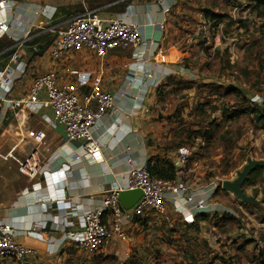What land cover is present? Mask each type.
Listing matches in <instances>:
<instances>
[{"label": "crops", "instance_id": "0c3cea01", "mask_svg": "<svg viewBox=\"0 0 264 264\" xmlns=\"http://www.w3.org/2000/svg\"><path fill=\"white\" fill-rule=\"evenodd\" d=\"M176 1L113 0L99 4L102 7L97 9H102L103 16L121 18L138 26L142 38L138 50L141 54L139 69L136 68L134 57L138 52L133 50L117 52L103 64L85 53L72 55L59 63L51 61L44 53L51 43L49 38L46 39V34L58 26L62 28L66 25L63 28L66 29L75 16L87 10L67 15L61 9L60 12L65 13L63 15L55 9L56 14L50 20L54 8L46 5L47 8L43 7L46 13L38 17L34 30L36 37L31 41L24 39L22 30L0 40V73L14 80L10 100L30 102L32 83L36 76L57 72L60 76L72 79L68 70L78 72L88 69L114 95L115 106L120 109L123 119V132H117L115 137L103 134L100 137L104 143L103 150L91 159L83 154L80 143L66 144L60 125L49 127L54 115L45 94L24 109H8L4 114L0 112V222L14 226L18 234L17 241L37 252L34 259H27L20 264H104L103 258H110L107 262L112 258H121L125 262L117 260L123 264L133 252L139 253V260L147 259L144 247L152 244V235L157 234L151 229H159V224H155L158 220L152 219L154 216L148 215L150 213L129 225L125 242L110 241L92 255H83L70 241L65 240V235L79 234L84 230V216L101 206L105 194L127 190L126 177L133 167L147 166L150 160L170 162L176 168L172 184L178 186L184 183L179 177L181 169L177 160L180 148L176 149L172 128L168 129L175 122L170 121L169 110L163 104L167 97L160 93L168 80L183 78L191 82L195 79L190 69L182 67L183 55L173 50V47H165L168 24L171 12L177 6ZM36 6L39 4L15 0L8 17L24 26L27 20L32 19ZM167 8L170 9L169 13L164 12ZM36 38L38 42L33 43ZM33 44L41 45V54L31 50ZM148 72L153 75L151 80L145 79ZM129 86L136 95L141 94L139 102L121 97L123 89ZM140 89L142 91L139 93ZM113 122H109L108 126H113ZM39 131L46 133V146L40 150L39 160L51 172L31 179L18 172L12 159L2 157L13 154L18 159H26L33 151L34 136ZM63 146L66 148L62 149ZM76 155L82 158L75 161ZM193 189L196 190L188 186L186 195L195 198L193 204L187 202L186 197L177 190L165 193L169 214L179 216L188 223H194L198 216H202L198 222L200 226L207 225L215 211L224 214L221 216L223 219L228 215L232 219L234 213L216 204L212 190L196 192ZM199 203L206 205L205 212L197 211L196 205ZM33 227L40 228L38 235L23 234ZM169 260L167 264L172 263ZM177 263L175 261L174 264ZM3 264L19 263L5 261Z\"/></svg>", "mask_w": 264, "mask_h": 264}, {"label": "rangeland", "instance_id": "374dc122", "mask_svg": "<svg viewBox=\"0 0 264 264\" xmlns=\"http://www.w3.org/2000/svg\"><path fill=\"white\" fill-rule=\"evenodd\" d=\"M21 1L49 5L59 13L64 9L69 15L113 0ZM176 4L165 47L181 53L182 67L195 76L191 82L168 80L160 91L175 122L168 129L176 149L188 150L179 177L199 192L212 190L216 204L234 216L223 219L215 211L207 225L191 229L179 216L150 212L159 229H151L157 234L144 247L147 259L139 260L133 252L123 264H167L169 259L171 264H264V170L252 173L243 187L258 205L245 204L222 189L223 182L238 178L248 160L264 161V6L244 0ZM65 26L49 31L48 40ZM108 259H102L104 264L125 262Z\"/></svg>", "mask_w": 264, "mask_h": 264}, {"label": "built area", "instance_id": "2783aa9c", "mask_svg": "<svg viewBox=\"0 0 264 264\" xmlns=\"http://www.w3.org/2000/svg\"><path fill=\"white\" fill-rule=\"evenodd\" d=\"M14 4L15 0H0V40L14 34L17 30H22L24 39L31 41L33 37H36L34 30L37 27V19L45 15L47 7L36 6L32 19L27 20L22 26L15 19L8 17ZM164 12L169 13L170 9L167 8ZM55 14L54 9L49 19H53ZM141 45L142 38L137 25L121 18L105 17L102 15V9H95L75 16L66 29L58 31L44 53L56 63L71 58L72 55L85 53L103 64L109 56L117 52L126 50L138 52ZM31 50L35 54L42 52L39 44H33ZM140 55L139 52L134 55L137 69L141 62ZM16 61L15 58L14 62ZM68 72L71 73L72 79L60 76L57 72L36 76L28 103L9 99L14 80L5 78L4 73H0V112L4 114L8 109H24L26 105L37 102L39 97L45 94L47 104L54 115L53 120L49 121V127L56 128L60 125L64 130L66 144L80 143L83 154L94 159L103 150L104 143L100 138L103 134L107 133L115 137L117 132H123L122 113L115 106L114 95L104 87L102 80L93 71L82 69L78 72L69 70ZM152 77V73L149 72L145 75L146 80H151ZM141 91L142 89L138 92ZM140 95H136L130 86L123 89L121 93V97L132 99L134 102L141 100ZM112 121H114L113 126H108ZM45 146L46 133L39 131L34 136L33 151L26 159H18L13 154L5 156L4 159H12L20 174L35 179L51 172L49 168L41 165L39 160L40 150ZM65 148L66 146H63L62 149ZM187 154V149L179 150L178 165L180 167L184 166ZM81 158V155L74 157L75 161ZM126 182L127 190H141L143 197L132 209L125 210L119 201L121 190L105 194L101 200V206L84 216V230L79 234L65 235V240L70 241L79 252L92 255L110 241L125 242L128 239L127 229L135 219L150 212L161 217L168 216V201L165 197L167 191L177 190L185 197L188 192L186 183L174 186L172 182L162 181L152 176L147 166L131 168ZM186 201L193 204L195 198L188 196ZM196 208L201 213L207 210V207L201 203L197 204ZM39 230L40 228L33 227L23 234L38 235ZM17 236L14 226L0 222V264L5 261L20 264L37 256L36 250L19 243Z\"/></svg>", "mask_w": 264, "mask_h": 264}, {"label": "water", "instance_id": "95a60500", "mask_svg": "<svg viewBox=\"0 0 264 264\" xmlns=\"http://www.w3.org/2000/svg\"><path fill=\"white\" fill-rule=\"evenodd\" d=\"M258 168H264V161L248 160L247 165L244 166L242 172L239 173L238 178L234 182H223L222 189L233 194L245 204L258 205L259 202L255 198L247 196L243 189L251 174ZM142 197L143 192L141 190H123L120 191L119 201L125 210H130Z\"/></svg>", "mask_w": 264, "mask_h": 264}, {"label": "trees", "instance_id": "16d2710c", "mask_svg": "<svg viewBox=\"0 0 264 264\" xmlns=\"http://www.w3.org/2000/svg\"><path fill=\"white\" fill-rule=\"evenodd\" d=\"M244 1L249 2V3H257L259 6H264V0H244ZM45 37H46V39L49 38L47 35ZM34 42L35 43L38 42V39L33 41V43ZM263 68H264V60H263ZM253 112L256 113L255 110H253ZM147 168L150 171L152 176L157 177V178H159L162 181L172 182V181L175 180L176 168L170 162H163V161H160V160H150L148 162ZM263 170H264V168H258L253 173L260 172V171H263ZM248 182H249V179L247 180L246 184ZM201 217L202 216H198L196 218V220L194 221V223L189 224L188 227L191 228V229L195 228L196 226L198 227V222L201 220Z\"/></svg>", "mask_w": 264, "mask_h": 264}]
</instances>
